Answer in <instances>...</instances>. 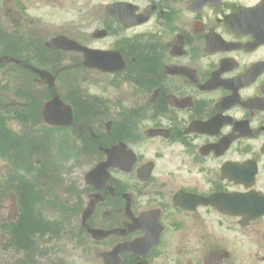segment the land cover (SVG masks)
Masks as SVG:
<instances>
[{
    "label": "flooded vegetation",
    "instance_id": "obj_1",
    "mask_svg": "<svg viewBox=\"0 0 264 264\" xmlns=\"http://www.w3.org/2000/svg\"><path fill=\"white\" fill-rule=\"evenodd\" d=\"M0 264H264V0H0Z\"/></svg>",
    "mask_w": 264,
    "mask_h": 264
},
{
    "label": "water",
    "instance_id": "obj_2",
    "mask_svg": "<svg viewBox=\"0 0 264 264\" xmlns=\"http://www.w3.org/2000/svg\"><path fill=\"white\" fill-rule=\"evenodd\" d=\"M50 48H53V49H59V50H68V51H72V50H78V51H83V52H86L85 50H81L79 49L77 46H75L74 44H71L69 42H67L66 40L64 39H57L55 40L54 42H52L50 45H49ZM44 75L45 77H48L50 78L49 75L47 74H42ZM58 104H60L58 102ZM62 106V104H60ZM70 119V117H69ZM70 124V123H69ZM62 126H66V124H63ZM68 126V125H67Z\"/></svg>",
    "mask_w": 264,
    "mask_h": 264
},
{
    "label": "rangeland",
    "instance_id": "obj_3",
    "mask_svg": "<svg viewBox=\"0 0 264 264\" xmlns=\"http://www.w3.org/2000/svg\"><path fill=\"white\" fill-rule=\"evenodd\" d=\"M59 19H60V20H64L65 17L62 15V16L59 17ZM67 181L69 182V179H67ZM45 216L47 217L48 215H45Z\"/></svg>",
    "mask_w": 264,
    "mask_h": 264
}]
</instances>
